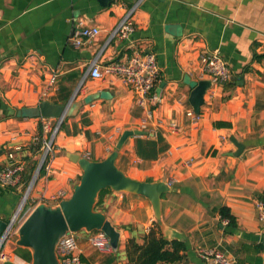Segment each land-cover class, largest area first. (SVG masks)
I'll return each instance as SVG.
<instances>
[{
  "label": "crops",
  "instance_id": "obj_1",
  "mask_svg": "<svg viewBox=\"0 0 264 264\" xmlns=\"http://www.w3.org/2000/svg\"><path fill=\"white\" fill-rule=\"evenodd\" d=\"M132 9L134 33L106 45ZM80 24L101 32L77 48L69 38ZM101 51L102 67L134 54L156 56L160 76L155 93L162 103L147 129L142 127L144 111L121 79L87 76ZM212 52L227 62L231 79L205 98L200 122L192 126L186 115L193 109L190 97L207 80L199 58ZM45 100L68 106L63 120L41 116L39 106ZM172 121L179 125L177 133L169 131ZM217 122L230 126L216 127ZM40 126L43 140L59 126L55 157L38 176L27 210L0 252V264H29L18 253L15 231L38 204L57 205L73 194L83 172L68 154L102 161L124 132L153 129L170 145L165 154L143 161L136 154L137 137H131L117 164L138 180L171 184L173 191L162 196L163 220L171 235L187 244L185 259L176 264H206L199 252L212 248L243 264L252 255L249 248L264 240L256 207L264 191V0H116L111 6L99 0H0V172L12 144L19 145L17 156L24 163L17 186H0V223L8 227L30 184L31 168L42 155L41 150L31 151ZM233 140L244 145L239 156L231 155L238 152ZM60 192L65 193L61 200ZM116 197L125 209L123 217L102 212L122 230L113 264H130L128 239L135 236L142 242L156 220L152 204L142 196L106 194L103 206L109 208ZM222 206L231 209L237 228L222 220L217 212ZM83 256L107 264V258L88 252Z\"/></svg>",
  "mask_w": 264,
  "mask_h": 264
},
{
  "label": "water",
  "instance_id": "obj_2",
  "mask_svg": "<svg viewBox=\"0 0 264 264\" xmlns=\"http://www.w3.org/2000/svg\"><path fill=\"white\" fill-rule=\"evenodd\" d=\"M99 1L103 6H111L116 2V0ZM210 87L209 80L200 81L191 94L190 104L198 114L201 112L206 92ZM39 107L43 118L63 119L68 109V106L51 104L48 100L43 101ZM147 134L141 130L124 132L116 148L102 161H91L78 154H68L69 159L78 164L83 172L71 197L60 201L57 205L38 204L15 231L16 246L27 249L31 253L32 260L29 264H63L57 253L60 241L69 233L78 235L82 231L88 234L103 232L109 238L114 252H118L122 230L115 227L103 212L96 211L100 193L106 189H110L115 194H132L148 199L152 204L156 224L164 239L170 242L181 241L171 235L162 215V196L172 192V186L164 181L138 180L127 175L117 165L120 151L127 140ZM233 142L238 148V152L231 155L239 156L244 150V145L236 140ZM16 146L19 145L12 144L10 149ZM40 167L41 163H39L35 175L39 174ZM7 229L8 224L1 222L0 240ZM4 264L14 263L7 260Z\"/></svg>",
  "mask_w": 264,
  "mask_h": 264
},
{
  "label": "built area",
  "instance_id": "obj_3",
  "mask_svg": "<svg viewBox=\"0 0 264 264\" xmlns=\"http://www.w3.org/2000/svg\"><path fill=\"white\" fill-rule=\"evenodd\" d=\"M134 11L135 9L130 10L123 17L118 26L109 35L106 45H109L114 39L126 40L134 33ZM100 32L99 28L85 27L80 24L79 27L73 29L69 39L75 47L79 48L86 40H92L99 36ZM102 51L89 64L87 76L90 75L91 78L96 80L104 79L107 76L121 79L126 86L133 90L136 96L137 105L144 111L145 118L142 121V127L143 130L147 129L149 122L153 121L155 118L157 107L162 103V98L155 93L160 76V69L156 56L153 54H134L127 60L112 62L102 67L99 64ZM199 61L202 76L211 82V87L207 90L205 98L207 96L213 97L218 87L230 81V67L219 52L204 53L200 55ZM55 77L56 76H54L53 79H55ZM186 115L190 119L192 126H197L199 124L201 115L196 113L194 109L189 110ZM44 128L48 129L49 124L46 123ZM58 130L59 126L50 132L48 138L43 140L42 155L39 159L41 169L46 163L45 161L48 157L49 162L55 157L54 144ZM169 131L171 133H177L179 131V125L176 121L170 123ZM158 132L159 129H153L148 133L150 136L156 137ZM19 150V147H14L8 151V163L0 172V186L3 188L15 187L21 181L24 163L22 159L17 156ZM39 174H34L32 178L33 182L31 180L28 185L22 198L18 214L13 218L12 224L8 227L5 235L0 240V250L11 236L14 224L19 222V216L21 212H23L22 209L24 204L32 193ZM58 197L59 200H61L65 197V193L60 192ZM256 207L258 210L259 221L264 225V203L258 201ZM88 242L89 245L101 255H111L114 252V248L112 247L109 238L103 232L92 233L88 238ZM57 253L63 264H86L82 261L83 253L78 237L72 233L67 234L60 241ZM199 253L206 264H239L236 260L229 258L223 252L213 248L201 249Z\"/></svg>",
  "mask_w": 264,
  "mask_h": 264
},
{
  "label": "trees",
  "instance_id": "obj_4",
  "mask_svg": "<svg viewBox=\"0 0 264 264\" xmlns=\"http://www.w3.org/2000/svg\"><path fill=\"white\" fill-rule=\"evenodd\" d=\"M216 127H229V123L217 122L214 124ZM62 128V127H61ZM43 146V130L40 126V132L38 135V140L36 144L31 147V151H42ZM170 148V145L166 141L165 137L161 132H158L155 139L150 138L149 134L138 136L136 138V154L137 157L143 161L151 162L156 161L165 154ZM46 163L42 167L40 174L45 171L47 162H49V157L45 161ZM39 165V160L35 161L33 167L31 168L30 175L28 176L29 182H31L37 168ZM81 179V178H80ZM28 182V183H29ZM106 194H114L110 189L103 190L100 193L99 201L96 205V211H100V207L103 206V197ZM258 200L264 203V191L258 194ZM27 208V207H26ZM24 209V212L27 209ZM102 212V211H100ZM217 212L221 216L222 220L228 222V227L237 228L238 223L236 217L232 214L231 209L227 206H222L217 209ZM128 227L125 226L124 229ZM130 228V227H129ZM95 233V232H94ZM84 234L88 239L91 234H88L84 231L80 232ZM79 240V239H78ZM252 255H250L243 264H264V259L261 254L264 252V245L259 244L253 248H249ZM187 244L184 241L174 240L167 241L164 239L162 232L157 224L154 228L148 233L145 234L142 238V242H139L138 239L133 236L128 239L126 243V258L130 264H176L182 262L186 257ZM18 253L23 259L28 263L31 262L32 256L29 250L18 248ZM118 252H113L111 255H105L107 257V264L115 263ZM82 261L86 264H94L89 261L86 257L82 256Z\"/></svg>",
  "mask_w": 264,
  "mask_h": 264
},
{
  "label": "rangeland",
  "instance_id": "obj_5",
  "mask_svg": "<svg viewBox=\"0 0 264 264\" xmlns=\"http://www.w3.org/2000/svg\"><path fill=\"white\" fill-rule=\"evenodd\" d=\"M118 165V164H117ZM120 166H122V165H120ZM132 166H134L135 167V164H132ZM127 171H129L130 173H133L134 172V170H132V168H127ZM31 198V194H30V196L28 197V199H27V201H26V203L24 204V207H23V209L22 210H24L28 205H29V203H30V199ZM119 200V197H116V201L114 200V202H112V204L109 206V208H107L106 206H101L100 207V211H106V212H108V213H113V214H115V216L116 217H123V215H124V211H125V209L124 208H122V206L120 205V201H118ZM123 209V210H122ZM23 219H25V218H23ZM23 219L20 221V223H19V225L21 224V222L23 221ZM120 228H122L123 229V227L125 228V226L124 225H120L119 226ZM77 237H78V239H79V243H80V245L82 246V250H83V253H92V254H95V256L96 257H99V259L101 260V259H105V258H107L108 256H105V255H101L100 253H98L97 251H95L90 245H89V242H88V239L85 237V235L84 234H78L77 235ZM3 248V247H2ZM85 249V250H84ZM2 250V249H1ZM1 250H0V252H1Z\"/></svg>",
  "mask_w": 264,
  "mask_h": 264
}]
</instances>
